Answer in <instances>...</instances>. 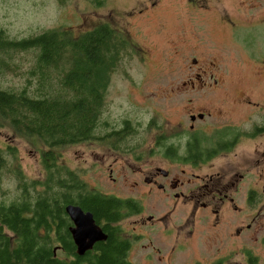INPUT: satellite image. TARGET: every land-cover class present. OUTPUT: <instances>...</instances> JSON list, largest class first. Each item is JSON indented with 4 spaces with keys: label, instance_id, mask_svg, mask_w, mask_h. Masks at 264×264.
Returning a JSON list of instances; mask_svg holds the SVG:
<instances>
[{
    "label": "rangeland",
    "instance_id": "374dc122",
    "mask_svg": "<svg viewBox=\"0 0 264 264\" xmlns=\"http://www.w3.org/2000/svg\"><path fill=\"white\" fill-rule=\"evenodd\" d=\"M105 23L126 34L133 49L112 75L103 115L109 128L103 132L121 129L129 120L138 129L129 146L144 145L135 155H111L102 141L66 147L57 169L75 173L90 190L140 205L142 214L121 225L137 236L130 254L133 264H248L249 255L264 264V162L255 166L264 157V135L256 146L243 141L225 157V180L244 177L232 196L238 209L225 203L217 228L206 213L195 218L180 212L179 205L174 209L178 202L167 198L169 192L132 187L139 182L140 168L148 175L156 168L179 173L153 143L181 120L189 125L190 114H205L210 126L225 123V128L248 130L253 122L264 125V0H67L64 5L58 0H0V31L10 39L53 29L79 35ZM34 66V54L17 55L12 71L1 75L0 88L21 90ZM196 78L207 87L190 85ZM32 79L34 91L37 82ZM189 100L195 101L192 106ZM0 147L8 170L22 173L26 184L44 181L39 143L2 127ZM8 148L15 158L8 156ZM104 156L120 159L112 177L108 165L100 163ZM137 157L145 158L144 163H132L130 158ZM251 187L260 193L257 202L248 196ZM20 192L16 176L5 171L0 201L11 203ZM191 229L193 235L185 236Z\"/></svg>",
    "mask_w": 264,
    "mask_h": 264
},
{
    "label": "trees",
    "instance_id": "16d2710c",
    "mask_svg": "<svg viewBox=\"0 0 264 264\" xmlns=\"http://www.w3.org/2000/svg\"><path fill=\"white\" fill-rule=\"evenodd\" d=\"M125 35L108 23L79 35L53 29L10 39L0 31V77L12 71L17 55L32 53L35 66L30 73L37 82L34 91L30 77L21 90L0 88V128H11L18 137L39 143L46 173L43 182L26 184L22 173L8 170L7 155L0 147V190L8 171L16 176L21 191L11 203L0 201V264H133L128 255L132 242L124 239L118 224L139 213L140 205L90 190L75 173L57 169L60 151L70 146L102 141L99 144L120 153L136 154L139 149V143L128 144L138 133L129 120L121 129L103 132L109 128L103 115L112 75L133 49ZM6 152L15 158L14 149ZM172 154L169 149L166 156ZM70 204L92 213L107 236L82 257L76 254L69 231L72 223L65 209ZM248 264H256L255 257L249 255Z\"/></svg>",
    "mask_w": 264,
    "mask_h": 264
},
{
    "label": "flooded vegetation",
    "instance_id": "af4514ba",
    "mask_svg": "<svg viewBox=\"0 0 264 264\" xmlns=\"http://www.w3.org/2000/svg\"><path fill=\"white\" fill-rule=\"evenodd\" d=\"M215 84H217V81H215ZM190 85L207 87V83L202 78H196L195 81L190 82ZM218 101L225 105L224 100ZM193 102L195 101H188L191 106ZM205 116L203 113H199L198 115L190 114L189 125L181 120L173 128L174 131L172 133L165 134L164 136L160 135L157 138L160 141L157 142L156 139V143H153L155 149L160 151L159 155H162L168 166L174 168L179 173L172 174L169 168L167 170L156 168L152 171L151 175H148L143 168H140V171H138L140 176L139 182H136L132 187L138 188L144 185L152 189H157L163 194L169 192L167 198L170 199L172 196L178 202L174 209H178L179 205L180 212L184 211L186 214L195 218L198 217V214L206 213L210 219H213V226L217 228L220 224V217L223 216L225 211V203L232 202L234 204L235 200L232 196L238 190L240 181L244 177L240 174L234 182L225 180V157L243 141L253 142L256 146L264 135V125L261 122H253L248 130L229 126L225 128V123L221 127L217 124L210 126V123L204 120ZM143 145V143H139L140 150ZM169 149L173 150L172 158L166 156ZM107 150L111 152V155L126 154L120 153V151L112 148H108ZM110 160L115 162L109 163ZM119 160L118 158L113 159L104 156L100 163L102 165H108V171L112 177L114 171L113 166ZM130 160L134 162L143 161V164L145 158L137 157L130 158ZM133 161L132 163H134ZM262 161L264 162V157L257 159L255 166H259ZM260 176L253 175L252 177L261 180ZM259 194L254 187L249 189L248 196H253L255 202L258 200ZM115 198L125 202L130 201L136 203L132 199H120L117 196ZM236 209L238 207L235 205ZM141 214V211L137 214H132V216L125 218L118 225L121 227L124 221ZM152 218L150 216L148 221H151ZM185 220H189V217ZM142 223H145V221ZM145 225L142 224V226ZM182 226L183 224L178 227L182 229ZM121 230L123 231L124 239H130L132 242L128 254L130 257L137 236L131 235L130 232L124 230L122 227ZM188 235H193V229L187 230L185 236ZM139 236H142V234H139ZM157 252L160 254V249Z\"/></svg>",
    "mask_w": 264,
    "mask_h": 264
},
{
    "label": "water",
    "instance_id": "95a60500",
    "mask_svg": "<svg viewBox=\"0 0 264 264\" xmlns=\"http://www.w3.org/2000/svg\"><path fill=\"white\" fill-rule=\"evenodd\" d=\"M65 211L72 223L69 231L78 256H84L97 243L107 240L106 234L96 224L92 213L72 204L66 206Z\"/></svg>",
    "mask_w": 264,
    "mask_h": 264
}]
</instances>
